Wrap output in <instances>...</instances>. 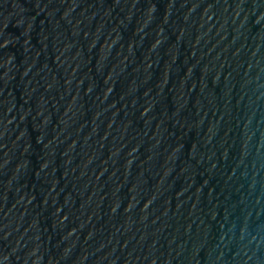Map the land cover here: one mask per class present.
Instances as JSON below:
<instances>
[{
    "label": "water",
    "instance_id": "obj_1",
    "mask_svg": "<svg viewBox=\"0 0 264 264\" xmlns=\"http://www.w3.org/2000/svg\"><path fill=\"white\" fill-rule=\"evenodd\" d=\"M0 264H264V0H0Z\"/></svg>",
    "mask_w": 264,
    "mask_h": 264
}]
</instances>
